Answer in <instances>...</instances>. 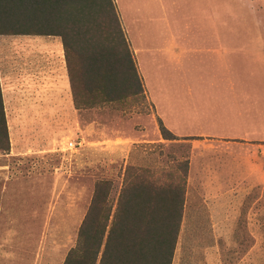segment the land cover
Instances as JSON below:
<instances>
[{
    "label": "rangeland",
    "instance_id": "1",
    "mask_svg": "<svg viewBox=\"0 0 264 264\" xmlns=\"http://www.w3.org/2000/svg\"><path fill=\"white\" fill-rule=\"evenodd\" d=\"M112 1L144 99L76 110L80 124L63 126L51 140L25 134L22 144L41 150L36 156L0 154V264H63L95 184L111 183L115 205L129 168L166 181L180 177L187 164L190 192L205 186L210 170L229 166L234 181L254 171L251 144L264 133V0ZM8 38L60 42L1 39ZM19 59V46L0 41V83L13 146L14 109L27 106L15 95ZM159 123L174 141L161 140ZM115 137L133 143L120 152L101 148ZM73 141L77 145L69 148ZM227 152L231 158L224 157ZM261 163L256 169L264 179ZM262 202L259 228L194 227L188 218L180 225L174 264H264Z\"/></svg>",
    "mask_w": 264,
    "mask_h": 264
},
{
    "label": "trees",
    "instance_id": "2",
    "mask_svg": "<svg viewBox=\"0 0 264 264\" xmlns=\"http://www.w3.org/2000/svg\"><path fill=\"white\" fill-rule=\"evenodd\" d=\"M60 39L76 110L144 99L112 0H0V37ZM163 140L173 136L159 123ZM10 140L0 87V154ZM113 205L111 183L95 184L76 243L63 264H171L183 213L187 164L166 181L125 172ZM173 180H176L174 182Z\"/></svg>",
    "mask_w": 264,
    "mask_h": 264
},
{
    "label": "crops",
    "instance_id": "3",
    "mask_svg": "<svg viewBox=\"0 0 264 264\" xmlns=\"http://www.w3.org/2000/svg\"><path fill=\"white\" fill-rule=\"evenodd\" d=\"M26 37H40L48 40L57 38ZM1 38L2 42H12L19 46L20 59L14 64L17 81L15 95L17 99L27 104L25 108L18 109L16 112L14 109V129L18 131V134L15 137L14 146L9 137L10 156L18 159L36 156L41 153V150L22 144L26 141L25 134L34 133L36 136L39 134L41 137H45L44 139L51 140L55 132L62 129L63 126L70 127L75 122L76 109L72 101L63 46L61 41L58 44L51 41L46 43L47 45L43 42H36L35 45L32 41ZM1 94L4 106L5 97L2 88ZM5 117L7 118L6 113ZM75 123L76 125L80 124L79 120ZM256 125L258 126L257 122ZM259 125L264 132V119ZM161 140L163 141L162 138ZM108 142L109 145L106 143L101 145V148L108 152L124 151L133 143L131 139L120 137H115ZM251 146L255 154V167L252 174H248L246 177L239 175L234 181L229 166L223 168L222 171H207L204 176L207 183L204 187L191 192L185 191L180 225L190 218L194 227L209 226L225 229L241 226L259 228L262 226L263 210L261 205L264 200V179H262L261 167L256 169V165H262L261 162L264 159V133L257 135V139ZM224 157L231 158L229 152ZM198 178L200 179V177ZM188 206H192L189 217ZM175 260L176 257L173 255L171 264H174Z\"/></svg>",
    "mask_w": 264,
    "mask_h": 264
},
{
    "label": "built area",
    "instance_id": "4",
    "mask_svg": "<svg viewBox=\"0 0 264 264\" xmlns=\"http://www.w3.org/2000/svg\"><path fill=\"white\" fill-rule=\"evenodd\" d=\"M77 145V143L75 142V141H73V142H69L68 143V147L69 148H73V147H75Z\"/></svg>",
    "mask_w": 264,
    "mask_h": 264
}]
</instances>
